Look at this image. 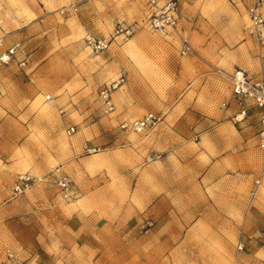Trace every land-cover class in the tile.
<instances>
[{
    "label": "rangeland",
    "instance_id": "374dc122",
    "mask_svg": "<svg viewBox=\"0 0 264 264\" xmlns=\"http://www.w3.org/2000/svg\"><path fill=\"white\" fill-rule=\"evenodd\" d=\"M241 1L186 0L177 28L158 31L149 25L147 0H0V46L13 37L7 42L29 51L24 69L12 62L0 70V264H246L242 253L258 247L239 249V242L256 240L264 250V214L256 209L264 208V189L248 195L246 212L223 214L200 184L179 197L192 188L186 174L201 167L184 171L174 162L170 172L159 150L173 139L161 134L171 126L163 123L169 105L188 93L189 113L175 125H210L231 91L218 70L231 72L232 63L246 64L264 48L249 33ZM72 5L77 11L61 13ZM86 34L109 40L108 47L93 51ZM182 37L192 47L187 55ZM119 74L126 78L119 87L132 82L120 100L125 109H146L122 121L120 108L105 112L99 97ZM150 112L160 118L154 128L121 127ZM252 118L253 187L264 150ZM85 143L100 149L88 153ZM55 167L72 179L71 200L55 185ZM24 173L40 180L14 196Z\"/></svg>",
    "mask_w": 264,
    "mask_h": 264
},
{
    "label": "crops",
    "instance_id": "0c3cea01",
    "mask_svg": "<svg viewBox=\"0 0 264 264\" xmlns=\"http://www.w3.org/2000/svg\"><path fill=\"white\" fill-rule=\"evenodd\" d=\"M255 2L256 0L241 1V3H243L247 8L252 6ZM74 3L75 2L72 4ZM260 11L264 14V3L262 4ZM12 38L13 37H9L5 40L6 42L4 47H2V45L0 46V53L5 51V49L13 43L7 42L11 41L10 39ZM254 40L256 39L254 38ZM232 66H235L236 68L244 67L245 69H247V67L253 68V73L257 74H250L246 71L248 74L253 76L260 74L264 75V48L260 49L259 53L252 52L249 61H247L246 64L236 62L235 64L232 63ZM0 70L2 73L8 72V69L4 66H2ZM7 74L8 78H13L11 73ZM130 85H132V82L130 83L129 81L127 87L126 85H123L115 90L111 95L112 102L113 99L115 101V103L113 102L115 109L120 108L121 113L120 116L117 117L118 121H122L125 118L140 116L146 111L145 108L140 111L137 109L126 110V105H123V103L120 102L123 95H128L127 91H129ZM225 95L227 103L226 107L219 110V113L213 116H208V119H212L213 121L210 125L203 127H180L179 125H175L176 122L180 124L181 116L190 106L186 102L188 93H185L182 98L176 100L174 104L169 105L168 110L165 111L163 123L169 125L171 124V126L168 127L167 125V127L164 128V132L161 134L172 136L173 139L170 140V143L163 142L159 150H161V153L163 154L160 159H163V163L165 162L166 164H169L170 167L168 171L170 172H173L172 170H176L174 162L183 164L180 168L183 170L185 169L184 171L187 169L198 168V164L199 167H201V169L196 173L197 175L192 172H190L192 174H186L188 178L187 181L190 183L192 188H190L189 191L186 188L189 193L187 192V194L182 195L179 194V197H188L190 191L196 188V185L200 184L202 185V191L206 192L210 190L212 193L211 196L216 201L211 205V208L222 211L223 214L232 215L236 212L244 213L248 210V208H251L248 206L250 200L248 195L252 196V192H254L255 195L260 192V188L264 189V151L260 152L258 156V175L260 178L257 180H259V183L252 187V179L250 178V156L252 147L256 144V141H253V138H251L253 133L250 130L252 127L249 126V124L252 122V117H255L256 121H259V111L256 108H251L249 114L246 116V120L235 125L236 121L233 119V116L238 111V108L234 102L231 91H227ZM188 113L189 112H186V114ZM186 114L183 117H185ZM201 119L204 118L200 116L197 123L201 122ZM252 119L254 120V118ZM172 120H174L173 123L171 122ZM155 135H157L156 137L160 136V132ZM174 139L176 142H172ZM193 140L199 141L191 143ZM190 147L193 152L186 153V151H188L187 148ZM152 150L158 151L154 148ZM160 159L152 161H159ZM171 161L173 163H171ZM193 162L197 163V166L192 165ZM238 171L240 173H236ZM240 181H243L241 188L238 187ZM167 195L169 194L165 191L162 197L166 199V197H168ZM149 197H154V195ZM239 199H242V206L236 207V201L237 204H241ZM219 205L221 210H219ZM256 209L260 213L264 214V208L258 207ZM185 227L182 226L180 229L185 230ZM228 227H230V225H228ZM231 227L232 230H234L233 226ZM252 236L253 235L249 237L252 238ZM218 241L219 239L216 242L217 244L219 243ZM234 243L235 242L233 241L231 242L232 247L235 246ZM239 244L242 245V247L246 245L247 248L258 247L251 252L242 253L243 256L241 259H243L246 264H264L263 245H259L256 240H244V244L242 242H239Z\"/></svg>",
    "mask_w": 264,
    "mask_h": 264
},
{
    "label": "built area",
    "instance_id": "2783aa9c",
    "mask_svg": "<svg viewBox=\"0 0 264 264\" xmlns=\"http://www.w3.org/2000/svg\"><path fill=\"white\" fill-rule=\"evenodd\" d=\"M185 1L186 0H165L161 3L159 0H147L150 7L148 15L150 27L158 31L175 30L181 16L182 3ZM263 3L264 0H256L247 10L250 21L249 33L260 44H264V14L260 11ZM75 11H77V6L75 5L61 9L62 14ZM1 41L0 39V44ZM85 42L95 52L103 51L109 45V40L91 34H86ZM181 43L182 54L187 55L190 53L192 47L188 39L182 37ZM12 62L20 69H24L29 63V51L25 45L19 41L13 42L5 51L0 53V67L7 66ZM218 73L225 76L231 83V93L238 108V111L233 116L236 122H242L246 118L248 110L251 108H256L259 111L260 128L258 131V146L264 150V77L251 76L241 68H234L231 72L218 70ZM125 80V76L120 74L116 80L103 85L100 89L99 97L105 112L113 111L114 104L112 102V92L122 85ZM226 105L227 103L223 104V106ZM159 121L160 118L150 112L141 118L123 123L121 127L131 129L137 133H143L150 128H154ZM67 133H74V126L68 127ZM83 148L88 153L97 152L100 149L97 146H90L86 143ZM52 172L55 175V185L63 199L71 200L74 196L71 177L62 172L60 167H55ZM39 180V178L29 173L19 174L12 187L13 195L18 196L24 194ZM256 183L258 184L259 180H256ZM252 195H254V192H252ZM241 248L242 245L239 246V249ZM7 256L12 258L13 255L8 253Z\"/></svg>",
    "mask_w": 264,
    "mask_h": 264
}]
</instances>
